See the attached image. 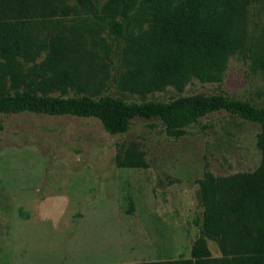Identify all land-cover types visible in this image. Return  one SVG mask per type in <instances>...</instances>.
Listing matches in <instances>:
<instances>
[{"label":"rangeland","instance_id":"rangeland-1","mask_svg":"<svg viewBox=\"0 0 264 264\" xmlns=\"http://www.w3.org/2000/svg\"><path fill=\"white\" fill-rule=\"evenodd\" d=\"M77 11L53 19L43 32L84 37L89 54L72 62L73 71L99 95L127 103L223 95L264 106V79L240 55L229 59L219 82L193 79L182 93L172 87L145 96L124 90L128 40L95 16ZM249 25L250 31L264 30V0L251 8ZM134 26L132 36L139 32ZM75 95L69 91L66 96ZM259 131L258 124L223 111L201 118L180 139L168 137L157 120L133 119L126 133L112 136L94 118L0 116V264L190 258L201 235L195 223L203 211L198 180L207 172L224 177L255 170ZM129 147L144 154L147 168L116 165V156ZM208 248L212 259L221 257L214 242L209 240Z\"/></svg>","mask_w":264,"mask_h":264},{"label":"trees","instance_id":"trees-1","mask_svg":"<svg viewBox=\"0 0 264 264\" xmlns=\"http://www.w3.org/2000/svg\"><path fill=\"white\" fill-rule=\"evenodd\" d=\"M73 2L74 4H71ZM258 0H0V116L23 113L94 118L109 135L128 131L133 119L157 120L180 139L203 117L226 112L259 125L260 163L252 172L198 180L202 217L190 258L131 264H264V106L223 95L196 94L170 102L127 103L99 95L73 71L89 54L83 36L44 34L55 18L81 12L128 40L122 87L142 96L172 87L182 93L193 80H221L229 59L240 55L264 79V30L250 31ZM145 24V28L143 25ZM139 30L132 36L131 26ZM97 45V42H93ZM41 55L44 60L28 67ZM74 91L75 96H66ZM57 94V95H56ZM119 168L145 169L134 147L116 156ZM132 209V203H129ZM221 257L211 258L208 241Z\"/></svg>","mask_w":264,"mask_h":264}]
</instances>
